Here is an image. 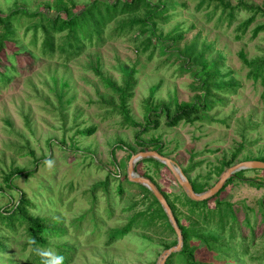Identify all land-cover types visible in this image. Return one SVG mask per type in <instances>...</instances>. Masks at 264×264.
I'll list each match as a JSON object with an SVG mask.
<instances>
[{"label":"rangeland","instance_id":"374dc122","mask_svg":"<svg viewBox=\"0 0 264 264\" xmlns=\"http://www.w3.org/2000/svg\"><path fill=\"white\" fill-rule=\"evenodd\" d=\"M93 1L0 0V18L17 8L53 18L62 5L79 13ZM148 1L159 9L145 33H121L116 27L126 18L118 17L105 26L101 41L83 38L70 57L57 47L66 32L53 36V53L43 54L39 17L19 14L9 21L14 35L0 51V73L6 74L0 81V212H9L23 196L26 212L43 219L51 232L45 247L33 249L24 226L0 220V264H158L177 244L166 223L137 225L110 239L151 205L148 188L125 181L132 156L156 152L181 171L194 165L184 177L208 189L232 166L264 162V81L249 78L241 57L264 58V32L251 39L253 28L264 24V0H222L233 9L231 19L219 0L200 10L201 0ZM241 3L262 9L243 35L237 27L252 13L239 9ZM128 80L131 96L121 112L115 89L126 88ZM203 82L211 101L206 120L168 126L178 105L203 100ZM125 114L138 125L126 123ZM233 154V164L217 176ZM148 160L157 161L139 160L135 174L150 177L175 204L180 224L188 226L195 219L187 211L189 197L165 165ZM234 175L207 203L208 210L226 215L223 229L218 217L198 225L219 236V247L211 252L192 240L196 262L264 264V170ZM178 198L183 206L175 203Z\"/></svg>","mask_w":264,"mask_h":264},{"label":"trees","instance_id":"16d2710c","mask_svg":"<svg viewBox=\"0 0 264 264\" xmlns=\"http://www.w3.org/2000/svg\"><path fill=\"white\" fill-rule=\"evenodd\" d=\"M209 0H201V2L197 6V10H200L205 4L208 5ZM62 1H60V4ZM219 5L222 8L223 12H227L230 19L233 18V9L229 4H226L222 0H219ZM57 15L53 18L45 15V13H34L28 14L26 10L22 8H17L12 11L8 16L4 18H0V25H3V31H0V51L4 47V42L8 41L13 37V33L10 32L9 29V21L14 19L16 15L22 14L24 16H29L31 19L39 17L40 24L38 29L42 30L44 33V39L41 47V51L43 54H51L55 49L54 45V35L61 34L62 32H66L65 37H63V41L59 43L57 46L61 52H67L69 57L72 55H77L79 50L82 48V39H87L91 41L93 36L97 37L98 41H101V34L105 26L115 20L118 17H124L120 21L116 27V30L121 33L129 34L134 28H137L141 33H145V28L151 23V19L158 18L157 10L159 6H152V4L148 0H114L113 2L108 1H99L95 0L89 5H87L82 11L79 13H74L71 10L66 8V5H62L59 7ZM239 9H243L244 11L251 12L252 15L242 22L238 27L237 31L243 35L246 33L247 29L251 26V24L255 20L256 13H262V9L258 6L248 5L241 3ZM144 15L142 17H137L136 14L142 12ZM156 15V16H155ZM154 26V24H152ZM264 32V24L257 25L253 28L251 32V39L257 38L260 33ZM181 38V37H180ZM239 40V36L235 38ZM244 64L250 68L249 78L253 80L263 79L264 81V58L258 59L256 61H247L243 55H241ZM207 66H203L205 68ZM6 78L5 73H0V81ZM205 83V84H204ZM204 87L206 88L205 94L203 95V100L198 101L197 98L193 102L183 103L178 105L177 112L171 118L167 125L170 127L176 126L179 123H188L193 124L197 121H205L206 113L205 110L211 107V101L209 100V85L206 82H203ZM124 89H115L119 92V100L121 112L124 111V106L126 105V98L130 97L131 94L128 92L130 90V81L128 80ZM217 90H223V84H217L215 86ZM168 112V111H167ZM125 122L131 124L132 126H137L130 118L125 114ZM84 135H91V131L83 132ZM236 158V154H233L229 161L225 162L218 170L217 176H219L224 169L230 167L233 164V161ZM155 163L157 167L162 166L157 161L148 160ZM193 166H189L187 169H184L182 172L185 175H188ZM242 171L235 173L234 177L238 178L241 176ZM151 181H153L150 177H148ZM127 183H130L127 178L125 179ZM230 179L225 182L222 190L229 183ZM250 185H256L254 180L244 179ZM190 185L195 193L200 194L205 192L208 189V184L198 183L196 181L189 180ZM140 187V186H139ZM221 190L215 195L217 197L220 194ZM151 196V205L146 211L139 212L135 214L129 222L121 229L115 230L112 232L110 239L114 241L118 238L124 237L127 235L132 227H136L137 225H141L142 227L149 228L151 226H155V224L160 221L166 223L170 231L173 232L171 228L166 214L161 208L160 204L153 197V195L147 191ZM162 196L166 200L167 204L170 207V210L173 214V217L176 221L178 228L180 229L182 235L183 245L179 252L171 254L166 260L165 264H172L174 259H176L177 264H205L196 262L194 260V249L190 246V242L192 240L199 241L204 247H206L209 251L214 252V247L218 246V235H214L211 232L205 233L202 227L198 225H209L215 217H218L217 223L220 225L221 230L223 229V218L226 217L225 214L218 215V210H208L207 203L208 200L202 202H195L185 197L187 204V211L190 215L195 216L194 221H190L188 226H183L180 224L179 218L177 216L175 204L170 200L169 196L165 193L161 192ZM176 204H183L179 201V198L176 200ZM24 199L23 196L19 199L16 207L11 209L7 213L0 212V220L5 225L10 227L14 226V223H18L20 226H24L25 232L28 238V244L33 249L38 247L42 248L46 246L45 236L51 232L50 227L46 225L43 219L38 217L30 216L24 207ZM221 203L218 204L220 206ZM185 206V205H184ZM227 210L230 208V204H227ZM233 217V216H232ZM190 220V217H187ZM109 239V243H110ZM2 244H0V247ZM177 258H175V256ZM179 257L181 260H179Z\"/></svg>","mask_w":264,"mask_h":264},{"label":"water","instance_id":"95a60500","mask_svg":"<svg viewBox=\"0 0 264 264\" xmlns=\"http://www.w3.org/2000/svg\"><path fill=\"white\" fill-rule=\"evenodd\" d=\"M145 158H153L165 165L171 173L174 175L177 183L179 186H181L186 193V195L195 202H202L205 200H208L215 196L220 189L223 187L225 182L231 178L235 173L242 171V170H264V162L261 161H247L239 163L235 166H232L228 168L225 172H223L218 179V181L208 190H206L203 193L197 194L193 191L192 186L190 185L189 181L184 177L183 172L176 167L175 163L172 162L170 159L165 158L161 155H159L156 152H141L139 154H136L130 158L128 169H127V180L132 183H137L140 185L145 186L150 190L152 195L155 197V199L158 201V203L161 205L164 213L166 214L176 236H177V244L169 249L166 250L161 259L159 260L158 264H165L168 257L175 253L179 252L182 248L183 241H182V235L180 232V229L178 228L176 221L173 217V214L170 210L169 205L167 204L166 200L162 196V194L157 190V188L150 182V180L142 177H138L134 172V164L138 162L141 159Z\"/></svg>","mask_w":264,"mask_h":264}]
</instances>
